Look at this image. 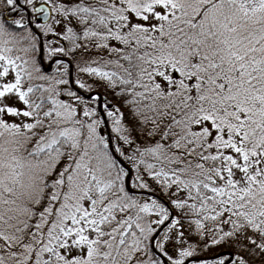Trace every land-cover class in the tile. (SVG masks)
<instances>
[{"label": "snow or ice", "instance_id": "obj_1", "mask_svg": "<svg viewBox=\"0 0 264 264\" xmlns=\"http://www.w3.org/2000/svg\"><path fill=\"white\" fill-rule=\"evenodd\" d=\"M0 264H264V0H0Z\"/></svg>", "mask_w": 264, "mask_h": 264}, {"label": "trees", "instance_id": "obj_2", "mask_svg": "<svg viewBox=\"0 0 264 264\" xmlns=\"http://www.w3.org/2000/svg\"><path fill=\"white\" fill-rule=\"evenodd\" d=\"M98 91L100 92V94L103 96L104 95V90H103V88H100V89H98ZM109 98H111V97H109ZM190 242H192V243H194L195 242V237H193V239L190 241ZM221 249H215L214 251H220ZM201 257H208V256H211L212 255V252H203V253H200L199 254Z\"/></svg>", "mask_w": 264, "mask_h": 264}, {"label": "water", "instance_id": "obj_3", "mask_svg": "<svg viewBox=\"0 0 264 264\" xmlns=\"http://www.w3.org/2000/svg\"><path fill=\"white\" fill-rule=\"evenodd\" d=\"M40 19H41V21L43 22L42 18H40Z\"/></svg>", "mask_w": 264, "mask_h": 264}]
</instances>
